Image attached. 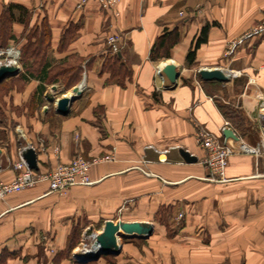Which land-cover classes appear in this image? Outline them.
Segmentation results:
<instances>
[{"label":"crops","instance_id":"0c3cea01","mask_svg":"<svg viewBox=\"0 0 264 264\" xmlns=\"http://www.w3.org/2000/svg\"><path fill=\"white\" fill-rule=\"evenodd\" d=\"M79 1L0 0V29L5 6L19 4L31 11L25 25L20 10L14 9L0 44L15 39L21 44L33 26L46 20L49 68L81 58V78L75 85L83 86L65 115L53 103L59 92L69 90L60 79L49 83L31 77L22 89L12 91L19 112L8 113L14 127L0 126L1 178L15 177L14 163L26 144L37 152L39 172L68 163L77 154L92 159L113 152L115 158L91 167L89 185L57 192L40 182L0 200V264H77L76 245L68 247L71 234L79 232L78 244L87 230L97 234L109 219L149 222L153 232L119 234V252L101 255L94 260L99 264L109 257L114 264H264V156L232 153L226 170L229 181L215 182L197 137L206 129L224 141L223 130L230 127L240 138L234 145L260 144L255 120L264 106V32L246 38L230 56L225 52L232 41L264 22V0H118V15L96 0L83 7H78ZM70 22L80 27L61 48ZM206 23L212 24L207 41L187 65L188 49ZM174 27L180 40L165 60L176 65L178 84L157 92L151 47ZM111 33L125 39L118 53L132 76L124 86L102 70ZM202 67H220L232 75L225 82L205 80L198 73ZM239 77L245 81L242 92L229 88L226 102L242 107L253 123L251 144L242 135L250 131L233 127L220 110L217 94L207 90L231 86ZM180 148L197 160L185 161ZM161 209L168 210L167 223L159 221Z\"/></svg>","mask_w":264,"mask_h":264},{"label":"built area","instance_id":"2783aa9c","mask_svg":"<svg viewBox=\"0 0 264 264\" xmlns=\"http://www.w3.org/2000/svg\"><path fill=\"white\" fill-rule=\"evenodd\" d=\"M90 0H80L78 7H83ZM98 5L106 10H112L115 15H118L116 5L118 0H96ZM180 14H183L180 11ZM264 32V22L257 24L244 32L239 38L232 41L226 52V56H230L234 53L236 47L249 37L253 35H260ZM108 51L111 53L120 52L125 45V39L120 33H111L106 38ZM20 44L17 41L10 42L7 46H0V66L3 64L14 65L20 67L22 70L20 56L21 49ZM156 61L154 66V87L157 92L169 90L172 84L167 77L162 74V63L165 59L153 60ZM240 72H233V76L239 75ZM264 106L261 107V110ZM256 126L260 132V144L259 146L247 145L242 140L240 145L227 146L225 142L213 132L206 129H201L198 132V143L206 150V155L203 158V163L208 168L211 180L215 182H227L229 178L226 175V170L229 162V156L237 151H246L254 154H262L264 156V123L260 118L255 120ZM229 125V121H226ZM115 156L113 152L104 156L95 157L92 159L86 158L82 154H77L68 163H58L51 170L39 172L34 169H30L21 157L20 160L14 163V168L17 170L15 177L12 180L5 181L1 178L0 167V200L5 199L8 195L20 192L26 188L35 186L40 182H47L49 191L64 192L69 187L74 185H89L93 183L90 177L91 167L99 162L114 160ZM179 216H182L180 214ZM95 232L92 234L94 240ZM93 250V244L89 247L86 244H82L73 252L75 254H84ZM75 261H77L74 258Z\"/></svg>","mask_w":264,"mask_h":264},{"label":"trees","instance_id":"16d2710c","mask_svg":"<svg viewBox=\"0 0 264 264\" xmlns=\"http://www.w3.org/2000/svg\"><path fill=\"white\" fill-rule=\"evenodd\" d=\"M14 9L20 10V19L25 25L28 24L31 11L22 5L19 4H9L5 6L2 14V23L0 29V40L4 42V37L9 29V23L12 22L14 18ZM211 23H206L200 30L197 36L194 37L190 48L186 54L187 65H192L196 58L197 49L201 46L202 43L207 41L208 32L211 27ZM79 23L70 22L65 28L61 39L60 46L61 48L66 47V45L73 39L79 29ZM25 40L22 43L20 62L23 71L18 75L19 78L24 81L28 78H38L43 82H55L61 80L62 86L64 89H71L81 78L82 67H81V58L75 59H64L58 62L56 65L50 66L49 60V50H50V28L46 20H42L41 25L33 26L30 30V33L27 34V37H24ZM15 39L14 41H16ZM180 40V31L177 27L172 29H167L161 34L153 43L150 51V58L152 60H160L171 57V49L176 45ZM6 44H9L7 42ZM5 43L0 44V46L6 45ZM103 71H108L111 74V77L116 79L118 84L121 86L125 85V79L131 78L132 69L126 61L123 60L121 53H111L108 51V54L105 56L104 65L102 68ZM14 76L10 77L13 78ZM17 77V76H16ZM9 79V78H7ZM6 78L0 81V85L4 84ZM242 89L245 85L244 79L240 83ZM220 110L223 115L230 120L233 127L240 129L243 133L248 130V127H252V122L244 114V111L231 103H221L218 102ZM167 213L168 210L161 209L159 210V221L167 223ZM77 238H79V232L74 231L71 234L68 247L73 248L77 243ZM95 262L94 260L90 263ZM81 264V263H77Z\"/></svg>","mask_w":264,"mask_h":264},{"label":"water","instance_id":"95a60500","mask_svg":"<svg viewBox=\"0 0 264 264\" xmlns=\"http://www.w3.org/2000/svg\"><path fill=\"white\" fill-rule=\"evenodd\" d=\"M20 71V67L3 64L0 66V81L4 80L8 76L17 75ZM161 72L172 84L170 88H175L178 84L179 78V72L176 65L174 63L165 64L162 66ZM198 73L202 79H216L223 82L228 81L232 75L229 71H226L220 67H202L198 70ZM81 86L82 83H79L71 88V90L75 92L74 95L70 94L68 97L58 98L56 100L55 109L58 113L63 115L68 113L71 103L82 91ZM53 89H55V86H53ZM50 98H53V96H50ZM260 117L264 123V110L261 111ZM223 136L224 142L227 146H232L235 142L240 140L239 136L230 127L224 128ZM179 152L187 162H194L197 160L195 155L184 148H180ZM21 156L30 169L38 170L39 166L37 161V152L32 145H24ZM152 232L153 224L149 222L123 220L114 221L110 219L106 220L104 222L102 232L97 233L94 236L93 250L84 254H75L74 258L77 260V262L85 263L92 260H97L103 254H116L120 250L119 240L117 241V236L119 234L129 236H150Z\"/></svg>","mask_w":264,"mask_h":264},{"label":"rangeland","instance_id":"374dc122","mask_svg":"<svg viewBox=\"0 0 264 264\" xmlns=\"http://www.w3.org/2000/svg\"><path fill=\"white\" fill-rule=\"evenodd\" d=\"M23 42H21V44L19 45L20 47H21ZM7 45L8 44L4 45L3 47H5ZM0 60H1V58H0ZM1 61H3V60H1ZM242 80L243 79L241 77H239L238 79H234V81L231 84V86L228 85V86H225V87L221 88L218 85V86L212 87L211 89L207 88V90L212 92V93L215 92V94H217V99L219 100V102L226 104L227 103L226 101L228 100L229 94H230L228 89L232 88V91L235 94L241 93L242 92V87H241L240 83H241ZM24 85H25L24 80L19 78V76L6 79L5 83L0 85V126H9V125H11L12 127H14L15 122L13 121V119L9 118L8 113H10L11 111L12 112L14 111L17 114L19 112V109L17 108V106H15L13 104L10 95L12 94V91H14L16 89H22ZM69 90H71V89H69ZM68 91H66V92L68 93ZM66 92H59L57 98L54 100L53 103L55 104L56 100L58 98H60V96L62 94H64V93H66ZM223 99L225 101H223ZM229 103H231V102L229 101ZM54 104H50L48 108L50 110H52ZM237 107H239V106H237ZM240 108L243 110L242 107H240ZM244 114H245V111H244ZM247 118L249 119L248 116H247ZM250 128L251 127H248V131H250L249 134H248V132H247V134H242L243 137H244L243 139L249 144H251L250 143L251 139L249 138V136H250L251 131H252L251 130L252 128L251 129ZM4 134L7 135V132L5 131ZM93 232H95L93 230V228L87 230V233H85V235L83 236L82 240H79L78 244H76V246L73 249V251L74 250L76 251L77 248L79 246H81L83 243L90 247L93 244V242H94V240L92 238ZM104 261H105L104 264H114V259L110 258V257L109 258H105ZM89 264H99V263H98V261H95V262H92V263H89Z\"/></svg>","mask_w":264,"mask_h":264},{"label":"bare ground","instance_id":"6f19581e","mask_svg":"<svg viewBox=\"0 0 264 264\" xmlns=\"http://www.w3.org/2000/svg\"><path fill=\"white\" fill-rule=\"evenodd\" d=\"M168 63H172V62H168V60H165V61L162 63V66L165 65V64H168ZM81 87H83V86H81ZM70 94H71V95H74L75 92L71 90L70 92L65 93L64 95H62L61 98L68 97ZM262 110H264V108H263ZM101 232H102V230H101L100 232H98V233H101ZM93 233H94V232H93ZM117 241H118V236H117Z\"/></svg>","mask_w":264,"mask_h":264}]
</instances>
